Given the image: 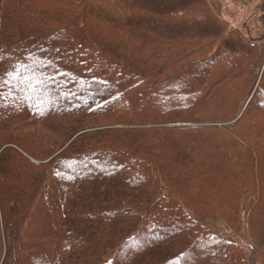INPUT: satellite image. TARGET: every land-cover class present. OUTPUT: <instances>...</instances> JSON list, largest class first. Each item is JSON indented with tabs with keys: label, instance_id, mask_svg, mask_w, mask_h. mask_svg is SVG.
Listing matches in <instances>:
<instances>
[{
	"label": "trees",
	"instance_id": "obj_1",
	"mask_svg": "<svg viewBox=\"0 0 264 264\" xmlns=\"http://www.w3.org/2000/svg\"><path fill=\"white\" fill-rule=\"evenodd\" d=\"M226 24L0 0V264H264L235 241L264 225V46Z\"/></svg>",
	"mask_w": 264,
	"mask_h": 264
},
{
	"label": "rangeland",
	"instance_id": "obj_2",
	"mask_svg": "<svg viewBox=\"0 0 264 264\" xmlns=\"http://www.w3.org/2000/svg\"><path fill=\"white\" fill-rule=\"evenodd\" d=\"M212 9L219 15L222 16L228 24H226V31L231 28H237L239 33L243 35H249V37L260 40L258 43L264 46V0H208ZM256 41V42H257ZM255 42V40H254ZM227 46L230 48H239L240 41H228ZM261 70L257 75V80L260 79ZM242 103V101H241ZM246 104V103H245ZM198 124V123H196ZM220 125V124H218ZM257 188V186H256ZM251 218L249 213L246 214L245 220L240 227L234 226L237 229L238 237L235 241L241 246V253L246 258H253L251 249L254 248V243L264 245V225L260 227H249L248 221ZM224 224V223H223ZM223 224H219L218 227H222ZM223 230L230 232L233 230L226 224H224ZM253 238H251V236ZM255 241V242H254ZM198 254V253H197ZM197 254H193L186 258L184 261L177 264H191L193 259L197 257Z\"/></svg>",
	"mask_w": 264,
	"mask_h": 264
}]
</instances>
